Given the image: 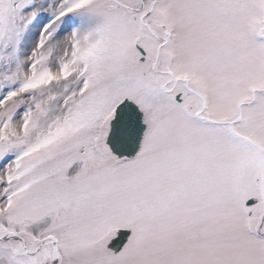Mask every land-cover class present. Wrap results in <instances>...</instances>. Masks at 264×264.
Returning a JSON list of instances; mask_svg holds the SVG:
<instances>
[{
	"label": "snow or ice",
	"instance_id": "6c2138e0",
	"mask_svg": "<svg viewBox=\"0 0 264 264\" xmlns=\"http://www.w3.org/2000/svg\"><path fill=\"white\" fill-rule=\"evenodd\" d=\"M0 264H264V0H0Z\"/></svg>",
	"mask_w": 264,
	"mask_h": 264
}]
</instances>
